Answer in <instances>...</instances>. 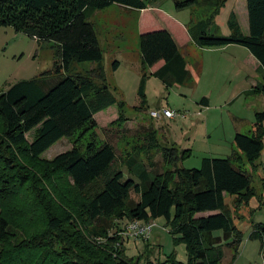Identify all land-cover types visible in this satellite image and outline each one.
<instances>
[{
  "label": "trees",
  "instance_id": "16d2710c",
  "mask_svg": "<svg viewBox=\"0 0 264 264\" xmlns=\"http://www.w3.org/2000/svg\"><path fill=\"white\" fill-rule=\"evenodd\" d=\"M227 1L174 3L179 10L206 7L195 36L187 27L196 46L237 44L249 50L259 63L260 79L246 93L264 96V0H246L248 34L234 12L227 21L228 35L208 32ZM152 2L0 0V28L11 26L38 43L53 41L55 71L62 76L47 89L44 77H35L0 91V264H156L127 255L126 229L109 234L123 219L129 223L163 218L175 239L187 245V262L173 259V264H223L224 244L234 250L233 259L237 255L243 235L225 198L235 196L239 205L255 194L252 174L242 162L254 167L264 154V109L255 112L252 132L235 134L233 143L242 153L236 150L230 157H204L200 168L177 165L174 171L152 177L143 171L136 176L139 182L125 179L123 170L115 166L117 155L111 143L92 139L83 151L77 146L80 138L98 127V112L117 106L119 114L111 125L124 116V103L105 77L104 49L88 11L114 4L145 10ZM139 38L144 73L138 89L139 110L146 109V74L160 61L164 64L151 74L166 86L196 84L200 62L194 69L187 67L186 57L167 28L141 33ZM85 62H95L97 68L73 72L75 63ZM119 65L115 60L113 70ZM200 103L208 106L209 99L204 96ZM77 132L80 138L71 149L51 159L41 156L61 138ZM177 150L175 146L166 148L165 155L177 162L191 154V149L180 154ZM136 162L135 156L130 157L127 168L131 170ZM132 192L139 195L138 201L131 198ZM94 236H104L107 242L99 246L91 239ZM249 238L258 239L264 250V221L253 224Z\"/></svg>",
  "mask_w": 264,
  "mask_h": 264
},
{
  "label": "rangeland",
  "instance_id": "374dc122",
  "mask_svg": "<svg viewBox=\"0 0 264 264\" xmlns=\"http://www.w3.org/2000/svg\"><path fill=\"white\" fill-rule=\"evenodd\" d=\"M227 2L215 21L208 26V32L228 35L230 30L227 21L234 10L240 19L242 31L248 34L246 0ZM153 4L162 6L160 10L152 8V4L149 10H135L114 4L105 9H95L92 13L88 11L104 49L101 64L105 68V77L112 92L124 103V116L120 123L111 125L110 122L118 117V107L111 106L98 112L95 115L98 127L92 133L83 138L78 137L79 132L72 137L61 138L41 155L43 158L51 159L71 149L78 138L80 140L77 146L82 151L92 139L98 143L109 142L115 147V166L123 170L125 179L131 177L139 182L136 176L143 171L152 177L155 174L174 171L177 165L184 168H200L204 157L225 158L232 156L236 150L239 151L233 143L235 134L252 132L255 111L264 109L263 95L244 92L253 88L251 84L257 82L258 73L251 62L255 58L243 46H237L235 49L199 48L194 44V40L189 44L184 35L177 32L187 67L194 69L195 63L200 62L202 69L196 84H175L168 87L160 78L152 75L150 70L144 83L146 109L137 108L142 100L138 89L144 75L140 62L139 28L144 23L150 30L172 28L168 25L172 24V21L166 20L170 16L177 18L182 27H189V31L195 36L200 29L198 21L206 12V7L202 5L179 12L174 0H155ZM55 51L53 41L38 43L35 38L17 32L11 26L1 27L0 91L6 90L15 82L35 77H44L45 89L54 85L62 77L55 71ZM115 60H118L120 65L113 70L112 64ZM220 60L228 64V75L221 76V69L215 68ZM93 68H97L95 62L75 63L72 66L73 72L83 73ZM204 96L209 99L208 107L200 103ZM159 109H172L181 114L173 118L164 115L152 117L151 111ZM182 114L186 116L183 117ZM234 116L239 119L236 120ZM28 139H32V133L28 134ZM174 142L180 145V149L177 148L179 154L183 149H191V154L182 161L174 162L169 159L165 155V149L175 146ZM132 156L136 157L137 162L134 168L129 170L126 160ZM242 165L252 174L255 194L239 205L235 202V196L225 198L233 221L242 231L243 237L234 259V250L224 244L226 240L221 241L224 244L222 263L264 264L261 242L249 238L253 224L264 221V154L254 167L246 160H243ZM131 198L138 201L139 195L132 192ZM131 222L127 223L126 219L117 221L109 234H119L122 229H127ZM150 222H153V227L148 236L136 239L127 235L129 238L123 239L127 255L139 257L144 263L152 261L156 264H173V259L187 262L186 243L175 239L166 221L160 218ZM220 233L222 234L221 231ZM91 239L99 246L107 242L104 236H94Z\"/></svg>",
  "mask_w": 264,
  "mask_h": 264
},
{
  "label": "crops",
  "instance_id": "0c3cea01",
  "mask_svg": "<svg viewBox=\"0 0 264 264\" xmlns=\"http://www.w3.org/2000/svg\"><path fill=\"white\" fill-rule=\"evenodd\" d=\"M154 2H155V0H154ZM153 2V3H154ZM157 2V1H156ZM228 2H229V0H228ZM227 2V3H228ZM152 3V8H156L157 10H160V7L162 6V4H159V5H155V4H153ZM151 6L149 7V8H147L148 10L151 8ZM189 8H194V6H191V7H189ZM177 9V8H176ZM185 9H187V8H185ZM184 9V10H185ZM146 10V9H145ZM179 12H182L183 11V9L182 10H179V9H177ZM233 12H234V10H233ZM235 13V12H234ZM236 14V13H235ZM237 15V14H236ZM237 17H238V15H237ZM166 20H168V21H172V24L171 23H168V25H170V27H172V28H168L167 27V29L172 33V35L174 36V38L176 39V41H177V43H178V45H179V47H180V49H182L181 48V45L179 44V41H178V38H177V32H179L180 34L182 33V35H184V37H185V39H186V41L189 43V44H191V43H193L192 42V40H191V38H190V36L188 35L187 36V34H188V31H187V26L185 25L184 27H182V24H181V22L177 19V18H171L170 16H168L167 17V19ZM238 21H239V23H240V25H241V22H240V19H239V17H238ZM145 24V23H144ZM143 24V26H141V28H139V34H141V33H144V32H147V31H150V29L151 28H149V26L147 25L146 26V24L144 25ZM249 26V25H248ZM195 44V43H194ZM237 46H240V45H237V44H230V45H227V46H223V47H215V48H212V49H217V48H225V49H227V48H237ZM198 47V46H197ZM200 48V47H199ZM208 49H210V48H208ZM252 55V54H251ZM253 56V55H252ZM254 57V56H253ZM140 62H141V59H140ZM230 62H232V61H230ZM251 62H252V64H253V67H255L256 68V71H257V73H258V76H257V82L259 81V79H260V76H259V72H258V67H259V63H258V61L256 60V59H253V60H251ZM164 64V62L163 61H160V62H158L155 66H153L152 68H151V71L153 72V71H155V70H157L158 68H160L162 65ZM226 61H219L217 64H216V66H215V68H217V67H219L220 69H221V76H223V75H228V73H227V70H228V64H226ZM217 71V70H216ZM202 74H204V71L202 72ZM256 81L253 83V84H251V86H255L256 85V83H257ZM14 84V83H13ZM12 85V84H11ZM249 89H247L246 91H244L245 93L248 91ZM240 94V93H239ZM208 107V106H207ZM256 111H258V110H256ZM255 111V112H256ZM260 111V110H259ZM254 117H255V113H254ZM234 118L237 120V119H239V117H236V116H234ZM174 145H175V147L176 148H178V149H180V145H178L177 144V142H174L173 143Z\"/></svg>",
  "mask_w": 264,
  "mask_h": 264
},
{
  "label": "built area",
  "instance_id": "2783aa9c",
  "mask_svg": "<svg viewBox=\"0 0 264 264\" xmlns=\"http://www.w3.org/2000/svg\"><path fill=\"white\" fill-rule=\"evenodd\" d=\"M179 114L181 113L172 109H159V110L151 111V115L154 118H158L161 115H164L165 117L173 118ZM182 116L185 117L186 114H182ZM152 227H153V222L151 223L142 220H134L128 225L124 234L128 236H134L136 239H140L142 238V236H148L149 232L152 230Z\"/></svg>",
  "mask_w": 264,
  "mask_h": 264
}]
</instances>
